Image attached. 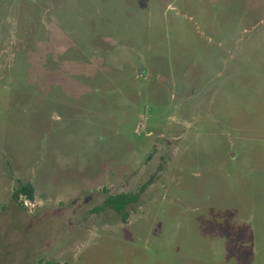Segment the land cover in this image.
<instances>
[{
	"label": "rangeland",
	"instance_id": "obj_1",
	"mask_svg": "<svg viewBox=\"0 0 264 264\" xmlns=\"http://www.w3.org/2000/svg\"><path fill=\"white\" fill-rule=\"evenodd\" d=\"M53 263L264 264V0H0V264Z\"/></svg>",
	"mask_w": 264,
	"mask_h": 264
},
{
	"label": "trees",
	"instance_id": "obj_2",
	"mask_svg": "<svg viewBox=\"0 0 264 264\" xmlns=\"http://www.w3.org/2000/svg\"><path fill=\"white\" fill-rule=\"evenodd\" d=\"M33 193H34V188L32 184L27 183L21 186V188L17 191L16 196L18 194H23L27 196L28 199L33 200ZM131 199L133 198L128 196H122V197L112 198L110 202L111 204H113V207L116 209L117 212H123L125 206L131 201Z\"/></svg>",
	"mask_w": 264,
	"mask_h": 264
},
{
	"label": "water",
	"instance_id": "obj_3",
	"mask_svg": "<svg viewBox=\"0 0 264 264\" xmlns=\"http://www.w3.org/2000/svg\"><path fill=\"white\" fill-rule=\"evenodd\" d=\"M234 154H232L231 156H233Z\"/></svg>",
	"mask_w": 264,
	"mask_h": 264
}]
</instances>
